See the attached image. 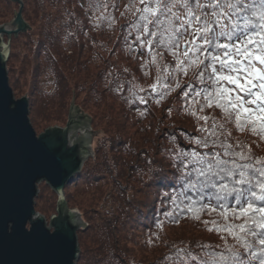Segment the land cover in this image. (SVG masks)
Segmentation results:
<instances>
[{
	"label": "trees",
	"instance_id": "obj_1",
	"mask_svg": "<svg viewBox=\"0 0 264 264\" xmlns=\"http://www.w3.org/2000/svg\"><path fill=\"white\" fill-rule=\"evenodd\" d=\"M118 1L49 0L48 8L51 12L44 11L43 14H49V16L45 15L46 24L40 26L42 37H39L36 42L35 58L38 59L39 64L34 68L33 85L29 93L31 95H44L36 83L42 72L46 71V69H42V65L44 62L50 61V66L54 65L53 68H55H47L53 75V83L51 84L55 92L53 99L56 100L61 110L65 108L68 92L72 87L59 64L67 65L68 70L65 72L72 76H75L84 67L83 64L90 65L92 55L89 54L83 60V54L87 42L91 50L89 41L90 37L92 39L93 36L90 35L96 28H102L107 33V35L104 34L106 41L110 42V39L114 38L113 48L119 50L129 63L135 65V69L128 70L127 75L122 73L118 78L113 77L116 76L113 75L108 80L110 82L111 104L114 105V109L115 105L119 108L113 118L114 125L118 129L115 133V140L111 141L105 152L100 146L96 147L93 163L87 159L80 174L64 190L68 205L71 198L70 188L75 190L81 185H86V188L90 189L96 188V184L99 183H110L117 189L115 193L111 190L116 212L113 218L108 219L107 224L109 222V225L107 227L92 225L91 220L82 217L80 214L83 222L88 224L77 232V241L79 242L82 235L87 234L88 231L90 239L93 241L91 244L94 247L81 249L76 264L79 262V264H198V261L186 258L182 260L183 250L191 252L193 256H198L204 251L201 249V245H209L214 249L222 250L223 242L220 238L222 234L215 231L209 232L205 227L204 221L218 219L215 213L211 216L206 212L201 213V219L196 220L192 218V214L185 207L189 203L187 199L182 198L183 203L181 200L173 202V197L183 189V182L177 178L179 174L176 172V168L179 167V161L173 159V145L175 144L176 148H182L185 152L195 148V145H189L188 141L199 138L198 130L203 121H198L185 111L186 100H192L194 93L198 92L203 85L195 81L191 82L190 85L182 84L181 88L168 95H164L166 90L159 88V86L156 91H153L151 85L156 83L157 73L147 71L146 67H150V64L145 63L148 61L146 51L137 47L133 35H128L130 31L129 22H123L119 28L115 27L111 30L117 35L109 32L112 20H109L108 17L115 20L116 15L111 10H115ZM4 3H7L8 6H17L9 0H4ZM103 5H108V7H103ZM6 9L8 10V8ZM98 9H101L104 15L95 24L90 15ZM28 14L29 11L23 6L22 18L24 16L27 18ZM27 31L19 34L16 38L12 37L11 45H13L14 40L27 34ZM126 36L127 39H125ZM77 40H81V43H76ZM129 45H132L131 49ZM67 52L70 53L68 56ZM56 57H61L62 60L57 62ZM10 58H15V54L11 51L8 60ZM165 60L170 66L174 64L172 58L167 54ZM146 72L148 75H145ZM134 77H137L143 86L136 85L133 82V80L135 81ZM90 78L89 73L87 89L89 93L90 85H93ZM180 78L181 80L185 79L183 76ZM86 81L77 82L73 88L78 92H84ZM18 83L17 78L13 83H10L12 91L16 93ZM164 83H171V81H164ZM117 88L120 89V92ZM140 88L143 91H140ZM185 92L188 93L187 97L184 96ZM47 94L45 92L46 96H48ZM173 104H179V111L176 114L171 111V108L174 107ZM81 108L85 112L89 109L85 104ZM32 112L33 100L28 97V116L31 122L39 127V123L36 122ZM172 114L179 118L173 123ZM205 114L216 115L219 118V110L206 109ZM90 119L92 125L93 118L90 117ZM131 127L142 128L133 131L132 137L139 136L138 141L125 137L126 132ZM141 130L145 131L142 133ZM234 136L248 143L253 149L255 157H264V141H260L258 137L252 136L250 133L242 134L237 131L234 132ZM136 174L137 176L134 177ZM79 183L81 185H78ZM41 185L42 190L49 189L46 185ZM242 187L246 188L247 185ZM51 193L55 195L53 192ZM189 195L196 200L197 207L210 204L219 212V203H223L229 210L231 208L239 209L234 196H229L226 201L218 203L207 196L203 199H197L193 193H189ZM249 199L256 207L264 206V201L254 200L251 197ZM41 200V191H39L35 198L34 209L48 220L52 212L55 211V204L40 206L38 203ZM241 202H244L243 199ZM93 212L95 213V211ZM164 226L179 228L181 231L174 234L175 237L169 241H165L162 247H158L153 257L143 256L145 251L139 247L136 249L138 242L134 238L145 231L153 236L157 235L165 231ZM98 228L102 230H97ZM117 234L124 236L120 237ZM136 250L144 252L138 257ZM242 255L244 259H247L246 253Z\"/></svg>",
	"mask_w": 264,
	"mask_h": 264
},
{
	"label": "snow or ice",
	"instance_id": "obj_2",
	"mask_svg": "<svg viewBox=\"0 0 264 264\" xmlns=\"http://www.w3.org/2000/svg\"><path fill=\"white\" fill-rule=\"evenodd\" d=\"M125 9L121 16L131 17L128 35L134 36L137 47L148 49L150 59L145 63L156 68L153 91L159 86L168 95L182 84L203 85L186 100L185 111L203 121L199 138L188 141L195 148L185 152L173 145V159L179 161L177 178L183 182L173 202L187 199L185 207L196 220L201 213H215L218 219L204 224L207 231L222 234L223 243L222 250L201 245L204 251L198 256L183 250L181 259L264 264V206L256 207L249 199L264 201V157H255L249 144L234 136L238 131L264 141V0H128ZM166 54L173 65L166 62ZM206 109L219 110V118L205 114ZM189 193L218 203L234 196L239 209L229 210L223 203L219 212L210 204L197 207ZM9 230L22 237L38 236L53 250L62 243L55 223L49 231L29 221L24 230L22 218Z\"/></svg>",
	"mask_w": 264,
	"mask_h": 264
},
{
	"label": "water",
	"instance_id": "obj_3",
	"mask_svg": "<svg viewBox=\"0 0 264 264\" xmlns=\"http://www.w3.org/2000/svg\"><path fill=\"white\" fill-rule=\"evenodd\" d=\"M13 18L0 25V264H76L77 232L86 226L80 212L70 209L65 188L91 156V119L72 101L64 127H49L36 134L28 119V99H15L8 83L6 63L12 37L28 30L22 18L21 0ZM6 39V40H5ZM40 184L56 196L55 211L48 220L34 209ZM39 222L51 231L60 226L62 243L47 247L38 236L17 235L14 222Z\"/></svg>",
	"mask_w": 264,
	"mask_h": 264
},
{
	"label": "rangeland",
	"instance_id": "obj_4",
	"mask_svg": "<svg viewBox=\"0 0 264 264\" xmlns=\"http://www.w3.org/2000/svg\"><path fill=\"white\" fill-rule=\"evenodd\" d=\"M48 3L49 0H22L23 6H25V9L29 11L27 18L26 16H24L23 18L24 22L29 28L27 34H25L24 36H20L19 38L13 41V45H11L10 42V51L15 54V58H10L9 60H7L8 62L6 63L7 77L9 80L8 83L10 86V83H13L16 78L19 81L17 85V93L12 91L15 99H19L21 97H26L28 99L29 97L33 100L32 114H34L36 122L39 123V127H36L31 122L29 116L28 119L37 135L42 133L46 128L49 127H64L67 121L69 106L72 101L76 106H78L81 111V106L85 104L86 107L89 109L86 112H82L88 115L89 117L93 118V123L92 125H90V146L92 153L91 156L88 158L90 159L89 161L93 163V160L95 159L94 150L96 149V147L100 146L102 151L105 152L110 146L111 141L115 140V133L116 130H118L114 125L113 118L116 116V113L118 112L119 108H117V105H115L114 109V105L111 104L112 100L111 94L109 92L110 82H108V80L113 75H116L113 76L115 78H118V76L122 73L127 75L126 73L128 72V70L135 69V65L129 63V61L125 57H123L119 50L113 48L114 38L110 39V42L106 41V38L104 36L107 35V33H105L102 28H96L90 35L93 36L92 39L90 37L89 41L91 50L89 49L87 42L85 44V51L83 54V60H85L89 54L92 55L90 65L86 66L85 64H83L84 67L82 66L83 68L79 70V72L76 73L75 76H72L68 75L67 72H65L68 70L67 65H63V63L59 64L61 70L64 71L65 76L72 87V89H70V91L68 92L65 108L61 110V108H59V105L56 103V100L53 99L55 97L54 87L51 86V84L53 83V75H51L50 71H48L47 68L49 67L50 69H52L54 65L50 66V61L44 62L43 65H45V67H43L42 65V69H46V71L42 72L41 77L37 79L38 81L36 83L37 87L42 89L44 95H31L29 93V90L33 85V71L35 66L39 64L38 59L35 58L37 44L36 42L39 40V37H42L40 26L46 24L45 15L49 16V14L43 13L44 11L51 12V10L48 8ZM127 3L128 0H119L118 4L116 3L117 5L115 7V10H111V12H114V15H116V18L114 20L115 23H111L109 32L114 33V31H111L113 28H119L121 26L120 24H122L123 22L128 23L131 20L130 16H121V12L126 11L125 5ZM6 8H8V10ZM6 10L8 11V13ZM17 10V6H8L7 3H4V0H0V25L9 22L13 18V14L17 12ZM102 15H104L103 12L101 11V9H98L96 11H93L90 17L91 20L95 24H97L101 19ZM127 19L129 20L125 21ZM114 34L117 35L116 33ZM76 43H81V40H77ZM142 49L146 51V59L148 58L149 60L150 56L148 49ZM66 54L68 56L70 53L67 52ZM60 58L61 57H56L57 62H60L62 60ZM151 66H153L154 68H152ZM150 67H146L147 71L155 73V66L150 65ZM89 73L91 75L90 82L93 83V85H90V93L87 91ZM134 78L135 81L132 79L133 82L141 87L142 82H140L137 77ZM84 80H87L84 84V92H78L73 88L74 84H77V82L82 83ZM117 90L120 92L119 88H117ZM45 92L48 93V96L45 95ZM30 95L33 97H31ZM99 101L101 102L100 104ZM173 106L174 107L171 108L172 113H178L179 104H173ZM177 119L179 118L172 114V123ZM135 129L136 127H131L129 130L130 132L127 131L125 137H129L131 140L135 139V141H138L139 136L136 135V137L138 138H136L135 136L132 137L133 131ZM144 131L141 130L142 133ZM135 176H137V174L134 175V177ZM78 185L81 184L79 183ZM86 187V185H81L75 190L73 188L69 189L71 190V198L69 200L68 207L77 211L79 209V212L82 217L91 220L92 225H100L102 228L104 226L107 227L109 225V222L107 224L108 219L113 218V215L116 212L113 202L114 199L111 196V190H113V192L115 193L117 189L114 188L110 183L96 184V188L87 189ZM38 190L41 191L42 200L38 203L40 204V206H51L56 203V196L50 192V189L42 190V185L40 184L38 186ZM93 211H95V213ZM52 214H54V212H52ZM97 230L102 229L98 228ZM164 230V232L154 235L156 237L146 231L141 232L139 236H136L134 238L135 241L138 242V246L136 249H138V247L143 248L142 250L146 252L145 254L144 251L136 250V255L139 257L144 252L143 256L146 255L149 256V258L153 257L158 247H162L165 241H169L170 239L175 237L174 234L181 231L179 228H172V226H164ZM117 235L120 237L124 236L123 234ZM149 240L150 243H148ZM91 243H93V241L90 239V234L87 231V234H83L78 242L79 253L81 249H89L91 247H94V245Z\"/></svg>",
	"mask_w": 264,
	"mask_h": 264
}]
</instances>
